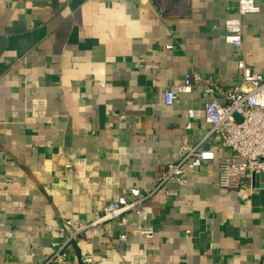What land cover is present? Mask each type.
<instances>
[{"label": "crops", "instance_id": "obj_1", "mask_svg": "<svg viewBox=\"0 0 264 264\" xmlns=\"http://www.w3.org/2000/svg\"><path fill=\"white\" fill-rule=\"evenodd\" d=\"M253 1L259 11L239 16L238 0H0V264H44L66 221H93L208 135L201 87L164 101L185 74L222 90L241 83L239 62L264 77V0ZM237 17L238 47L222 29ZM217 177L214 160L125 225L87 230L66 264H264V173L234 191Z\"/></svg>", "mask_w": 264, "mask_h": 264}, {"label": "built area", "instance_id": "obj_2", "mask_svg": "<svg viewBox=\"0 0 264 264\" xmlns=\"http://www.w3.org/2000/svg\"><path fill=\"white\" fill-rule=\"evenodd\" d=\"M258 11L259 8L253 0L237 2L239 16ZM222 29L225 43L237 47L241 45L243 25L238 17L225 20ZM165 47L171 48L172 45L168 43ZM238 68L241 72V83L225 90L210 75L203 77L187 73L181 84L169 86L164 91L167 105H171L181 95L194 92L197 87H201L203 93L210 96L211 99L203 104L202 110L204 122L209 127L208 135L216 137L215 144L205 147L207 135L192 146H181L177 160L165 165L152 178L148 187L129 189L125 195L106 204L91 222L73 224L66 221L61 229L65 240L55 245L52 255L44 264H66L64 249L67 244L80 240L87 230L109 221H118L120 225H125L127 215L139 214L142 204L159 189L170 183L184 184L201 166L214 160L218 164V186L224 190H237L254 176L264 173V77L254 73L243 62L238 63ZM187 117L185 129L189 130L190 120L193 118L192 110L187 112ZM112 126V122L106 124L107 128ZM167 192L174 193L169 190ZM138 233L145 238L152 237L151 231L139 229ZM120 238L125 239L126 235ZM82 264L97 262L91 256H85Z\"/></svg>", "mask_w": 264, "mask_h": 264}, {"label": "water", "instance_id": "obj_3", "mask_svg": "<svg viewBox=\"0 0 264 264\" xmlns=\"http://www.w3.org/2000/svg\"><path fill=\"white\" fill-rule=\"evenodd\" d=\"M254 177H256V176H254Z\"/></svg>", "mask_w": 264, "mask_h": 264}]
</instances>
